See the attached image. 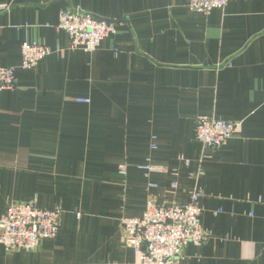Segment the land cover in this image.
<instances>
[{"label": "crops", "instance_id": "1", "mask_svg": "<svg viewBox=\"0 0 264 264\" xmlns=\"http://www.w3.org/2000/svg\"><path fill=\"white\" fill-rule=\"evenodd\" d=\"M187 1L0 0V68L16 70L0 92V216L15 203L62 212L54 239L0 246V264H135L121 220L195 191L207 240L180 264H264V0L206 15ZM66 9L116 32L94 52L70 50L57 29ZM25 42L51 54L22 70ZM200 116L240 129L207 149Z\"/></svg>", "mask_w": 264, "mask_h": 264}, {"label": "built area", "instance_id": "2", "mask_svg": "<svg viewBox=\"0 0 264 264\" xmlns=\"http://www.w3.org/2000/svg\"><path fill=\"white\" fill-rule=\"evenodd\" d=\"M228 0H188L189 11L209 14L223 10ZM117 25L113 21L96 18L77 9L62 10L58 16L57 29L66 33L70 50L91 53L101 42L115 34ZM51 50L35 42L23 43L20 47L22 70L38 66ZM15 68H0V92L15 88ZM78 103L89 104L88 99ZM240 129L239 123L226 122L200 116L195 124V138L207 149L216 150L226 144ZM187 163L184 158L179 159ZM147 173L161 171L152 166H139ZM126 166H119L117 173L125 177ZM154 187V185H151ZM177 184L173 183L172 188ZM200 191L190 194V200L183 206L160 207L151 201L138 218L121 220L122 244L135 254V264H180L181 252L187 245L200 246L207 236L199 223ZM62 212L55 207L41 210L28 204H11L0 216V246L6 251H32L43 240L54 239L60 227Z\"/></svg>", "mask_w": 264, "mask_h": 264}]
</instances>
